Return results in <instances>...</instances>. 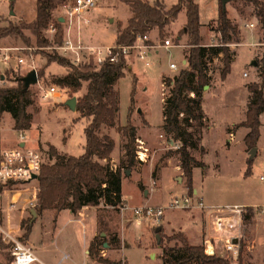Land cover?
<instances>
[{
  "label": "rangeland",
  "instance_id": "obj_1",
  "mask_svg": "<svg viewBox=\"0 0 264 264\" xmlns=\"http://www.w3.org/2000/svg\"><path fill=\"white\" fill-rule=\"evenodd\" d=\"M47 1L52 5L54 20L58 15L66 18L64 23L65 39L72 37L76 41H83L84 44L90 45L104 47L115 45L118 27L126 26L133 14L131 4L124 0H99L96 7L86 10L75 18V16L70 17L64 6L65 2L69 0ZM162 1L167 8H170L178 0ZM197 1L200 6V18L203 22L204 42L206 40L209 43L218 42L220 33L215 26L218 24L219 18V0ZM37 2L38 0H0V26H5L12 21L18 22L24 27L23 34L13 32L2 35L0 44L34 46V50L23 52L26 62L22 64L24 66L22 73L26 70L30 72L36 69L43 74L41 77L38 74V81L30 85L35 92L34 97L39 109L35 112L31 127H16L9 112L0 115V125L3 128L6 142H10L18 130L28 129L33 144L42 149L45 162H48L54 160L49 158L48 154V150L52 146L69 154L80 155L84 152L85 126L88 121L81 116L79 110L72 109L67 104V100L81 95L86 90V86L85 89L75 91L70 87L59 86L53 81L54 75H64L68 68L57 62H52L49 66L46 63L48 59L46 54L53 50L51 45L56 44L57 29L48 30L50 26L44 29V36L50 42L46 45L38 43L36 29L29 26L37 15ZM227 7L230 17L240 20V27L249 34V39L258 40V43L254 45L241 43L231 46L237 51V55L231 64V71L226 76L222 75V70L225 67L222 59H214L208 64L210 86L205 88L208 91L205 112L207 114L211 112L213 118L209 117L210 122L206 119V125L201 126V128L204 127L203 131H200V133L202 132L201 143L190 148L196 158L194 165L196 181L193 186L198 188L200 195L198 193L191 195L187 183L176 186L177 181L173 180L172 169L174 160L177 164V159H181V154L177 151L178 147H174L173 143H170L171 135H167L163 129H160L163 119V102L168 94V86L163 82V77L164 75L172 77L186 64L188 51L186 50L184 53V49L189 38L186 30V13L180 11L179 16L171 20L164 32L155 29L148 33L153 46L148 49L145 58H140L136 50L130 51L126 56L129 69L118 80L121 96V123H128L133 84L136 82V104H133L130 120L140 128L138 137L145 139L146 145L150 146V155L144 166L141 167L142 164L137 162L132 170L123 169V175L130 177L134 175L131 179L126 177L123 181L124 193L130 204L158 205L159 201L155 198L150 202L146 200L147 197L144 198L142 190L138 189L136 175L139 176V172L143 173L145 184L151 186L153 168L157 167L159 170L166 163L165 172L166 174L171 172L170 178L168 181L161 180V184L173 185L165 188L163 205H167L176 196H189L193 203L198 202L195 199L203 201L205 207L197 209L190 207L194 211L201 212L213 209L214 205L212 204H218L224 208H228L226 207L227 203L233 202L261 203L259 206L264 204V180L261 179V175H264V125L262 129L260 126L261 135L258 140L263 148L261 154H256L251 158L252 147L244 140L250 131L246 122L248 110L251 109L249 103L253 99L248 84L260 80L258 67L255 64L252 65L251 61L264 49V25L259 21L252 6L241 8L243 12L238 11L241 15L240 19L236 17L234 2L228 0ZM245 22L247 24L255 22V25L246 27ZM51 23L55 24L53 20ZM24 39L29 42H25ZM241 42H244L243 37ZM59 51L63 53V50L59 49ZM105 53V49L99 56L97 53H85L82 60L96 63L99 61L97 58L104 57ZM67 55L71 59L77 60L78 54L69 51ZM172 61L177 63V68L170 67ZM54 85L57 87V91L46 95L49 88ZM216 105L218 110L215 112L214 106ZM209 125L211 127H208ZM197 131L194 129L193 133L197 134ZM231 131L234 133V138L236 135L234 140H229L232 137ZM159 132L163 136H160ZM112 134L116 145L110 163L112 162L117 167L127 157L124 148L125 138L115 129ZM136 143L138 149L139 142ZM221 143L225 144L226 149L224 146L221 147ZM242 151L243 155L239 154ZM170 157L173 159L168 162ZM103 162L105 161L103 160ZM127 170H130V173H127ZM180 170L183 171L182 168ZM183 175V180L186 182L187 176L184 171ZM179 179L180 183L181 178ZM37 184L38 182L34 180L26 186H14L12 192L6 194V197L9 198V201H15L14 206L17 208L13 213V225H16L22 216V207L26 206L27 211L22 218V231L27 233L28 238L35 240L36 252L41 258L48 259L50 264L55 263L65 254L67 257H72V264H78L79 261L80 264H93L94 261L85 252L88 250L91 240L99 234L106 236L105 240L108 242V245H103L104 249L100 251V256L104 260L111 259L117 264H162L163 247L180 244L176 238L171 239V237L177 233H185L183 227H179L177 224L180 221L179 217L176 218L177 221L174 220L176 223H167L168 219L172 217L171 213L174 215L176 211L184 209H166L161 226H159L160 229L154 226L155 223L147 224L139 216L126 215L122 221L123 230L120 233L112 230V224L119 221L114 208L102 203L86 205L76 214L70 209H65L58 215L57 220L53 211L37 212V215L34 216L32 208H35L36 200L33 203H28V201L35 199ZM2 201L5 203L6 198L3 197ZM251 205L242 204L244 210ZM222 214H226V212ZM255 223L256 221L253 219V222L248 227L245 226L242 231L240 242L242 240L245 244L244 264H264V235L262 237L257 235L259 232ZM161 229H163L162 235H164L163 245H159L161 237L159 230ZM114 235L120 238V243L117 246L110 244ZM201 237L202 230L200 231L199 226L196 225L195 235H192L191 239L196 241ZM0 240V264H4L11 260V252L6 241L1 237ZM40 240H42L41 244ZM240 242L237 243L239 249ZM220 247L223 248L222 245ZM218 252L220 253V251ZM237 253L238 251L232 252V250H226L225 247L226 257ZM67 257L63 264L69 263ZM42 262L36 264H43ZM99 264L108 263L100 261Z\"/></svg>",
  "mask_w": 264,
  "mask_h": 264
},
{
  "label": "trees",
  "instance_id": "obj_2",
  "mask_svg": "<svg viewBox=\"0 0 264 264\" xmlns=\"http://www.w3.org/2000/svg\"><path fill=\"white\" fill-rule=\"evenodd\" d=\"M131 4L132 16L126 26H119L116 43L112 53L104 60L93 63L76 62L69 55L53 49L46 54L48 66L57 62L68 68L66 74L53 76V81L62 87H70L75 91L86 90L77 97V110L83 118H86L85 126L86 143L84 152L80 155L61 152L54 146L48 150L49 158L53 161L42 162L40 172L37 174V199L35 208L38 213L53 211L55 219L65 210L70 209L78 213L86 205L111 206L114 209L125 204L122 194L123 169H132L138 159L137 138L138 130L130 118L135 103L136 82L133 84L131 105L129 107L128 123L122 124L120 118V90L118 80L128 71L126 54L120 49L121 45L133 44L139 35H149L155 29L165 31L172 19L184 11L187 16L186 30L188 33L187 45L190 46L186 55V64L175 75L163 77V82L168 86V94L163 103L162 128L167 135L178 143V153L181 154V166L187 176L186 182L190 194H194L193 168L196 158L190 151L197 143H201L205 113L202 106L203 88L209 84L207 74L208 64L219 53H223L225 67L223 76L231 71V64L235 51L229 46L232 41H240L239 24L229 17V10L219 0V18L215 26L220 33L219 41L212 46L204 45L202 32L203 22L200 18V6L197 0H178L170 8H167L162 0H124ZM234 2L235 8L243 12V7L252 6L264 25V0H229ZM55 22L57 29L56 45L65 40L64 23L59 15L52 14V5L47 0H38L37 15L29 24L37 31V41L40 45L49 43L44 36V29L49 28L51 21ZM24 27L18 22L10 21L5 26H0V37L8 33H22ZM25 42H29L24 39ZM151 43V40H148ZM116 56V60L111 57ZM260 75V80L248 84L252 92L250 101L251 109L248 110L246 125L250 131L245 136V142L252 148L257 146L261 135L260 115L264 112V49L255 56ZM39 76L43 74L37 70ZM19 74L13 77L14 82L6 86H0V115L9 112L18 128H30L35 112L38 111L35 92L25 85L23 77ZM38 76V78H39ZM68 104V103H67ZM136 104V103H135ZM183 113V115H181ZM193 121L197 122L194 123ZM1 126V125H0ZM205 126V125H204ZM122 133L125 138V160L115 167L110 159L115 149L116 141L113 130ZM197 129V134L193 133ZM103 160L105 162H103ZM252 164V163H251ZM251 167V166H250ZM255 207L250 206L244 212V227H248L254 219ZM161 226V223L154 225ZM159 245H163V229ZM106 236H95L89 245V257L99 264L106 261L108 264H117L114 260L102 258L100 251ZM176 238L180 244L163 247L162 264H232L233 257L223 256L218 252L212 256L206 253L204 243H192L184 233H177L171 237ZM170 239V238H169ZM1 242V240H0ZM120 238L113 236L110 244L116 246ZM8 248L10 247L7 244ZM10 250V248H9ZM11 252V250H10ZM245 244L241 240L240 249L236 257L238 264H244ZM14 255L11 252V260L4 264H13Z\"/></svg>",
  "mask_w": 264,
  "mask_h": 264
},
{
  "label": "built area",
  "instance_id": "obj_3",
  "mask_svg": "<svg viewBox=\"0 0 264 264\" xmlns=\"http://www.w3.org/2000/svg\"><path fill=\"white\" fill-rule=\"evenodd\" d=\"M99 0H69L66 1L64 6L69 12L70 17H79L86 10L92 9L99 4ZM65 18L64 16H59ZM249 25H254L250 23ZM56 26L54 23L50 24L51 31H54ZM149 35H139L136 41L131 45H121L120 49L126 55L136 50L140 58H145L147 51L153 45L148 41ZM52 49H61L63 53L68 54L69 51L78 54L76 62L84 58L85 53L94 54L97 53L99 56L102 50L105 49L104 57L97 59L99 61L104 60L107 56L112 53L113 45L97 46L84 44L82 41H76L72 37H67L64 42L60 45H51ZM35 47L32 45H7L0 44V86H6L14 82L13 77L17 78L22 73L21 65L25 63V57L23 52L25 50H34ZM108 52V53H107ZM112 60H116V56L111 57ZM98 61V62H99ZM172 68H177L178 65L175 62H171ZM57 91V87L51 86L46 93L49 95ZM13 130V129H12ZM15 130V129H14ZM173 143L174 147H179L178 143H175L173 139L169 140ZM3 128L0 126V237L9 244V248L14 255L13 264H34L35 262H42L36 253L35 240L28 238L27 233L23 232L22 218L23 214L26 213L27 208L24 205L21 209L22 216L18 219L16 225L12 224L13 213L17 209L15 201H9L6 194H9L13 190L14 186L28 185L32 181L36 180L33 177L34 174H38L44 161L43 151L39 146L33 144L31 140V133L28 129L18 130L15 132L14 137L10 142H6ZM45 151V150H44ZM147 147L144 143L139 142L137 149V158L144 159L147 155ZM46 153V151H45ZM147 158V157H146ZM264 179V175L261 176ZM35 186V185H34ZM28 189H30L28 187ZM36 196L32 201L33 203L37 199V188L35 186ZM3 197L6 198V202L3 203ZM190 207H205L203 201L193 203V200L189 196L174 197L167 205H149L143 204L140 206L132 205L129 203L120 204L116 207V217L119 221L112 224V230L120 233L123 230L122 221L126 217V212L132 210L137 216L141 217L147 224H154L160 222L166 209H187ZM228 208L232 209L236 213L242 214L244 208L242 205H231ZM259 213L264 214V205L256 206ZM229 250L237 252L238 244L229 240L227 242ZM237 254H232L230 257L234 258L232 264H238L236 259ZM44 263V262H42Z\"/></svg>",
  "mask_w": 264,
  "mask_h": 264
},
{
  "label": "crops",
  "instance_id": "obj_4",
  "mask_svg": "<svg viewBox=\"0 0 264 264\" xmlns=\"http://www.w3.org/2000/svg\"><path fill=\"white\" fill-rule=\"evenodd\" d=\"M235 10H236L237 14L240 15L238 13V10L237 9H235ZM237 14H236V17H238V19H240L241 15L238 16ZM229 17H230V15H229ZM230 18L233 21L237 22L239 24V27H240V23H239V22H241L240 20L233 19L232 17H230ZM65 19L66 18H64V20ZM247 25H249V24H247V22H245V26L246 27H247ZM254 25H255V22H254ZM254 25H251V26H254ZM242 37L244 39V42H241ZM241 43H244V44H247V45H251V44L254 45V44H257L258 43V40H250L249 39V34L246 33L245 30H242V28L240 27V41H232V42L229 43L230 48L236 52L235 55L233 56V59H235V57L237 55V51L235 49H233L231 46H233L234 44H237L238 45V44H241ZM203 44L206 45V46H212V45L217 44V43L216 42L209 43L206 40V42H204ZM9 45H15V44H9ZM189 47L190 46H188L187 43H186L185 49H184V53H186V50L188 51V48ZM223 56H224V54L221 52L217 56H215L214 58L215 59H218L219 58V60H220V59H223ZM186 61H187V59H186ZM25 62H26V58H25ZM21 67H22V69H24V66L21 65ZM170 67H171V65H170ZM28 72L29 71L26 70V72H24L23 74L27 75ZM207 74L210 75V68L209 67L207 69ZM208 78H209V81H210V77L209 76H208ZM207 86H210V84L209 85H205L204 88H203V92H202L203 93V96H202V106H203V110H204V113H205V117L203 119L204 125H206V122H205L206 119L209 120V122H210L209 117L213 118V114H211V112H208L209 116L205 112V110H206V101H207V94H208V91L205 90V88ZM214 109H215L214 111L216 112L218 110V106L217 105L214 106ZM162 116H163V113H162ZM261 122H262V124H261V129H262V126L264 125V112L261 114ZM162 123H163V119H162ZM149 124H150V122H149ZM136 127H137V125H136ZM208 127H211V125H209ZM138 128L139 127H137L138 135H139L140 128L139 129ZM160 129H163L162 128V124L160 125ZM205 130H206V128L204 129V131ZM159 134H160V132H159ZM230 134H232V137H230L229 140H234L236 138V135H235V138H234L233 131H231ZM160 136H163V134H160ZM160 136L158 135V137H160ZM148 138H150L151 140H153V138H151V137H148ZM137 139H138L137 140L138 142L144 143L145 147H147V152H146L147 153V155H146L147 158L145 157L144 159H140V158H137V155H136V158L138 159L137 162L139 164H142L141 165V167H142V166L145 165L144 163H146V161H148L147 159L149 158V155H150V146L148 147L146 145V140L145 139L140 138V137H138ZM171 139L172 138L170 137V140ZM155 140H157V139H155ZM220 145H221V147L224 146V149H226L225 148V144L222 145V143H221ZM256 147H257V153L256 154L257 155L261 154L263 148L260 146L259 141H258V145ZM250 152H251V150H250ZM239 154L243 155V151L242 152H239ZM253 157L251 156V158H253ZM171 159H173V158L170 157L169 160H168V162ZM171 162L173 163V161H171ZM166 165H167V163L165 165H163L159 170L157 169V167L156 168H153L151 166L153 168V170H152L153 171V174H152L153 175L152 176V181L153 182L151 183V186L145 184V182L143 180V177H142V174L143 173L139 172L140 175L139 176L136 175V181L138 182V185H139V188L138 189L142 190V195L144 196V198L147 197L146 200L149 201V202L152 201L154 198H155V200H158L159 201L157 203L158 205H155V206L163 205L162 203L165 201V196L163 195V193L166 192L165 188H169V187H171L173 185V184H170V185H168V184L167 185L161 184V180L168 181V179L170 178V173L171 172H169L167 174L165 172V166ZM181 168H182V166H181V159L180 158L177 159V164H176V162L174 160V166H173L172 172L174 173L173 174L174 175L173 176V180L177 181L175 183L176 186H178L179 184H185V183H187V182H184V180H183V176L184 175H183V171L180 170ZM139 169L142 170V168H139ZM130 170H132V169H130ZM130 170H127V173H130ZM132 176H134V175H132ZM132 176L130 177L128 175H123V173H122V194H123L124 200H126V203H129V204H130V202L128 200V197L124 193V183H123V181H124V179L126 177H129V179H131ZM179 178H181V182L180 183H179V181H180ZM193 179H194V183H195L196 176H195V169L194 168H193ZM262 180H264V179H262ZM194 193H196V194L198 193V195H200L199 190H198V188L196 186L194 187ZM195 200L196 201H200L198 199H195ZM239 203L246 204V205L247 204H250V205L251 204H254L253 202H233V203H227L226 204V207H228V206L230 207L231 205H236V204L237 205H242V204H239ZM144 204H146V203H144ZM260 204L259 203H255L254 205H251V206H254L255 207L254 219L256 221L255 224L257 225L258 232H259L257 235H259V237H262V235H264V221H263L264 220V214L263 213H259V211L256 208V206H259ZM132 205H135V204H132ZM140 205H143V203H140L139 205H136V206H140ZM212 205H214V206H212L213 209H209L206 212L194 211V209H192V208H190V209L187 208V209H184V210H178V211L175 212L174 215L171 213V216L172 217L168 219V222L167 223H173V222L176 223V221H177L176 218L179 217V220L180 221L177 224H179L178 225L179 227H183L185 233L187 234L188 238L190 239V241L192 243H204L205 246H206V253L209 256H212V255L216 254L217 251H220L223 256H226L224 254V252H225V247H226V250L228 249L227 242L229 240H232L233 241V239L236 238V237L239 238V242H240L241 235H242V231L244 229V212H245L246 209L244 210V212L242 214H240V213L234 212L230 208L220 207V206H218V204H212ZM197 208L198 207H196V209ZM114 210L116 212V208ZM223 212H226V214H222ZM202 213H203V215H202ZM131 214L137 217V215L132 210H129V211L126 212V215L127 216H131ZM163 216H162V218L160 220V223H162ZM175 219H176V221H174ZM260 219H261V221H260ZM181 224H184V225H181ZM166 225H169V224H166ZM196 225L199 226L200 231L202 230V237L200 239H198V240L196 239V241H192L191 238H192V235H195V226ZM173 227H175V225H173ZM205 229H207V230H205ZM208 233H209V235H208ZM39 243L41 244L42 243V240H40ZM263 243H264V236H263ZM220 245H222L223 248L220 247ZM211 247H212V250H211ZM238 250H239V248H238ZM85 253L86 254L88 253V256H89V247H88V250H86ZM37 255L44 262L43 264H50V262L48 261V259L41 258V256L38 253H37ZM66 257H67L66 254L63 255L58 261H56L53 264H63L64 261L66 260ZM67 258L69 259V263L72 264V257H67ZM36 263H38V262H35L34 264H36ZM69 263H67V264H69ZM78 264H80V261H79Z\"/></svg>",
  "mask_w": 264,
  "mask_h": 264
},
{
  "label": "water",
  "instance_id": "obj_5",
  "mask_svg": "<svg viewBox=\"0 0 264 264\" xmlns=\"http://www.w3.org/2000/svg\"><path fill=\"white\" fill-rule=\"evenodd\" d=\"M227 2H228V0H223L224 6H227ZM60 19L64 20L63 17H60ZM185 62H186V60H185ZM253 63L256 64V61H253ZM23 81L25 82V85L27 87H29L31 84L36 83L38 81V72H37V70L33 69L32 71L28 72L27 75H25L23 77ZM67 103L72 109H74V110L77 109V97H73V98L67 100ZM256 153H257V147L255 146V147H253L251 149V156L252 157L255 156ZM33 177L36 178L37 174H34ZM32 213H33L34 216L37 215L36 208H32ZM158 229H160V227ZM233 242L239 243V238L238 237L234 238ZM104 245L107 246L108 242H105Z\"/></svg>",
  "mask_w": 264,
  "mask_h": 264
},
{
  "label": "bare ground",
  "instance_id": "obj_6",
  "mask_svg": "<svg viewBox=\"0 0 264 264\" xmlns=\"http://www.w3.org/2000/svg\"><path fill=\"white\" fill-rule=\"evenodd\" d=\"M211 250H212V247H211Z\"/></svg>",
  "mask_w": 264,
  "mask_h": 264
}]
</instances>
